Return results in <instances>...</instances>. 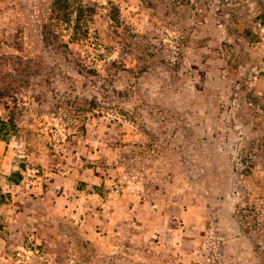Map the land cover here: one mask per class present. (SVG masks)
Returning a JSON list of instances; mask_svg holds the SVG:
<instances>
[{"label": "rangeland", "instance_id": "1", "mask_svg": "<svg viewBox=\"0 0 264 264\" xmlns=\"http://www.w3.org/2000/svg\"><path fill=\"white\" fill-rule=\"evenodd\" d=\"M0 264H264V0H0Z\"/></svg>", "mask_w": 264, "mask_h": 264}, {"label": "trees", "instance_id": "2", "mask_svg": "<svg viewBox=\"0 0 264 264\" xmlns=\"http://www.w3.org/2000/svg\"><path fill=\"white\" fill-rule=\"evenodd\" d=\"M12 125H16V123L12 121Z\"/></svg>", "mask_w": 264, "mask_h": 264}]
</instances>
